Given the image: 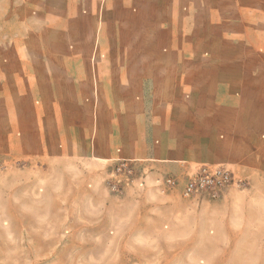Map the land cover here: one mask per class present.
<instances>
[{
	"label": "crops",
	"instance_id": "1",
	"mask_svg": "<svg viewBox=\"0 0 264 264\" xmlns=\"http://www.w3.org/2000/svg\"><path fill=\"white\" fill-rule=\"evenodd\" d=\"M105 1L0 0V210L61 218L66 264H264V0ZM202 165L242 186L159 193Z\"/></svg>",
	"mask_w": 264,
	"mask_h": 264
},
{
	"label": "rangeland",
	"instance_id": "2",
	"mask_svg": "<svg viewBox=\"0 0 264 264\" xmlns=\"http://www.w3.org/2000/svg\"><path fill=\"white\" fill-rule=\"evenodd\" d=\"M1 1L7 6L13 5L15 1L26 0ZM104 3L105 0H99V5L103 6ZM135 170L140 177L141 174ZM107 181L105 184L109 190ZM3 191L0 187V192ZM37 191L40 193L41 189ZM64 243L66 230L63 229L61 218L51 215L16 217L10 205L6 206L4 212L0 210V264H15V261L17 264H66V249L62 248ZM53 257L54 261L47 262Z\"/></svg>",
	"mask_w": 264,
	"mask_h": 264
},
{
	"label": "built area",
	"instance_id": "3",
	"mask_svg": "<svg viewBox=\"0 0 264 264\" xmlns=\"http://www.w3.org/2000/svg\"><path fill=\"white\" fill-rule=\"evenodd\" d=\"M144 177H139L136 170L127 162L119 161L112 167L108 175V188L112 193H118L123 188L137 186L144 187ZM160 194L180 191L184 199L194 197L216 198L219 193L232 184L242 186L241 181L235 183L232 174L222 165H202L183 178L162 176L154 180Z\"/></svg>",
	"mask_w": 264,
	"mask_h": 264
}]
</instances>
